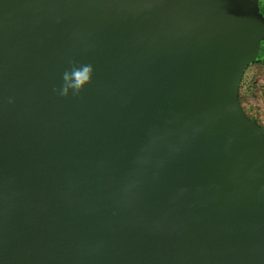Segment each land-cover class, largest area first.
I'll list each match as a JSON object with an SVG mask.
<instances>
[{
  "label": "water",
  "instance_id": "95a60500",
  "mask_svg": "<svg viewBox=\"0 0 264 264\" xmlns=\"http://www.w3.org/2000/svg\"><path fill=\"white\" fill-rule=\"evenodd\" d=\"M263 40L259 0H0V264H264Z\"/></svg>",
  "mask_w": 264,
  "mask_h": 264
},
{
  "label": "rangeland",
  "instance_id": "374dc122",
  "mask_svg": "<svg viewBox=\"0 0 264 264\" xmlns=\"http://www.w3.org/2000/svg\"><path fill=\"white\" fill-rule=\"evenodd\" d=\"M239 95L246 113L264 126V63L251 64L246 69Z\"/></svg>",
  "mask_w": 264,
  "mask_h": 264
},
{
  "label": "clouds",
  "instance_id": "9594fccd",
  "mask_svg": "<svg viewBox=\"0 0 264 264\" xmlns=\"http://www.w3.org/2000/svg\"><path fill=\"white\" fill-rule=\"evenodd\" d=\"M92 67L90 65H84L79 68H73L71 72H65L63 79L65 84L63 86V94L67 95L70 89L79 91L85 83L90 80V73Z\"/></svg>",
  "mask_w": 264,
  "mask_h": 264
},
{
  "label": "flooded vegetation",
  "instance_id": "af4514ba",
  "mask_svg": "<svg viewBox=\"0 0 264 264\" xmlns=\"http://www.w3.org/2000/svg\"><path fill=\"white\" fill-rule=\"evenodd\" d=\"M259 3H260V6H261V10L264 13V0H259ZM262 3H263V5H262ZM263 56H264V40L261 42V47H260V50H259V53L257 55V58H256L255 62L258 61V60H261V59H263V61H264V57Z\"/></svg>",
  "mask_w": 264,
  "mask_h": 264
},
{
  "label": "trees",
  "instance_id": "16d2710c",
  "mask_svg": "<svg viewBox=\"0 0 264 264\" xmlns=\"http://www.w3.org/2000/svg\"><path fill=\"white\" fill-rule=\"evenodd\" d=\"M263 57H264V56H263ZM260 62L264 63L263 59L258 60V61H256V62L254 61L253 63H254V64H257V63H260ZM253 63H252V64H253ZM250 65H251V64H250ZM250 65H249V66H250ZM239 100H240V103H241V105H242V107H243L242 101H241V99H240V95H239ZM243 109H244V108H243ZM245 112H246V111H245ZM247 115H248V114H247ZM249 117L252 118L253 120H255L256 122H258L255 118H253V117H251V116H249ZM258 123H259V122H258ZM259 124H260V123H259ZM263 127H264V126H263Z\"/></svg>",
  "mask_w": 264,
  "mask_h": 264
}]
</instances>
